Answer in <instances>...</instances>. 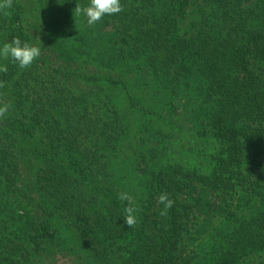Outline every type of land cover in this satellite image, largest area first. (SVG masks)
Returning <instances> with one entry per match:
<instances>
[{"label":"trees","instance_id":"16d2710c","mask_svg":"<svg viewBox=\"0 0 264 264\" xmlns=\"http://www.w3.org/2000/svg\"><path fill=\"white\" fill-rule=\"evenodd\" d=\"M89 2L0 13V264H264V0Z\"/></svg>","mask_w":264,"mask_h":264},{"label":"clouds","instance_id":"9594fccd","mask_svg":"<svg viewBox=\"0 0 264 264\" xmlns=\"http://www.w3.org/2000/svg\"><path fill=\"white\" fill-rule=\"evenodd\" d=\"M13 0H0V13L9 16L7 9L12 7ZM123 5L120 0H90L88 6H77L73 10L74 15H83L86 17L89 26H95L106 15H115L122 12ZM41 55V49L38 46H30L27 42L21 43L18 37H13L11 42H5L0 48V58L11 59L20 69L29 68L33 62ZM7 66L0 65V72L7 73ZM5 86V82L0 81V88ZM11 107L10 103L0 105V118H4ZM119 199L127 202L124 209V222L129 228H134L138 223L139 206L135 205L132 196L128 193H120ZM158 201L163 207L160 210L161 216H167L169 209L174 204V200L169 197L167 192H162L158 196Z\"/></svg>","mask_w":264,"mask_h":264}]
</instances>
